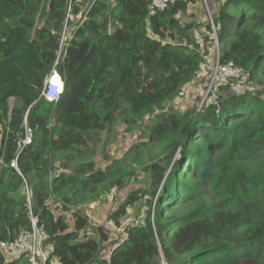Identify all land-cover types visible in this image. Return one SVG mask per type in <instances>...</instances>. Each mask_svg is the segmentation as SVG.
<instances>
[{"label": "trees", "instance_id": "16d2710c", "mask_svg": "<svg viewBox=\"0 0 264 264\" xmlns=\"http://www.w3.org/2000/svg\"><path fill=\"white\" fill-rule=\"evenodd\" d=\"M69 1L0 0V243L30 230L31 215L59 264H264V0H209L217 8L204 24L188 16L195 0L163 11H150L153 0H73V22ZM209 44L220 66L243 70L246 87L234 92L231 81L207 107L168 109L196 81ZM53 71L57 104L40 97ZM145 119L124 156L96 166L103 134ZM26 129L32 143L20 149ZM177 152L187 166L169 170ZM139 174L148 188L107 221L120 227L158 188L160 203L103 257L118 232L90 228L77 208ZM23 187L29 195L17 196ZM23 260L0 252V264Z\"/></svg>", "mask_w": 264, "mask_h": 264}, {"label": "rangeland", "instance_id": "374dc122", "mask_svg": "<svg viewBox=\"0 0 264 264\" xmlns=\"http://www.w3.org/2000/svg\"><path fill=\"white\" fill-rule=\"evenodd\" d=\"M91 0H87V2H90ZM82 2L85 3V1L82 0ZM209 0H195V3L192 4L189 8L188 16H192V19L197 21L199 24H204L206 21H211L210 17L213 14V12L217 8V4L215 2L212 3L213 8H208L207 3ZM71 17H73L70 14ZM71 19H69V22ZM76 19L73 17V21ZM189 18H183V21L187 22L190 21ZM72 21V22H73ZM201 33L204 35L203 28L200 29ZM200 34V33H199ZM198 34V35H199ZM209 48V56L206 58L205 64L201 68V72L198 75L196 81L189 86L185 92L182 94V97L175 101L170 106H167L169 108H173L175 110H179L184 112L186 107H189L191 105H194L196 108L201 107H207L209 104V100H213L211 96V74H209L212 66L215 63V56L214 52H216V46L208 45ZM207 80L206 88H204V82ZM235 82V85L233 87V91L238 92L244 90L246 87V76L242 77L238 81ZM219 94V92H218ZM217 94V95H218ZM205 98V99H204ZM204 99V100H203ZM203 105L201 106V104ZM12 103L10 102V105ZM201 106V107H200ZM149 123V120L147 121L145 119L144 122L140 123V129L136 131H131L129 129H126L124 125H118L113 128L109 132H106L103 134L102 141L104 144L99 145V151L97 154V158L95 159L96 166L99 168H104L105 163L103 159H118L121 156H124V154L128 151V149L131 147V145L135 142H137L136 138L139 137L141 134V130L146 126V124ZM193 139H196L193 137ZM136 140V141H135ZM183 157L180 155L179 152L173 155L171 163L169 165V170L174 167L176 164L178 167L187 166V162L185 161L183 163ZM148 188L147 179L139 174L134 181H132L125 189H122L121 191H114L111 195L104 196L101 198L98 202L95 203H86L84 205H81L77 208V210H80L81 213L84 216H87L89 219V227H97L98 225H106L107 224V215L110 211L116 209L119 205L124 203L128 197L133 193L138 191V196L141 197L142 191ZM24 192L23 189H20L18 193L16 194L19 196ZM160 188H158L155 191V194L152 198V203L148 205L147 198L142 199L138 201L139 204L135 203L133 206L129 207L127 209V215L124 217L121 222L125 220L132 221V224H140L143 222L145 217L148 215V213L153 216V212L155 209V204L158 201L160 203ZM66 220L72 224V218L71 214L67 213L65 214ZM113 238V243H109L105 250L103 251V257L108 256V250L110 248H113L115 245L114 243L117 241H120L121 233H111ZM96 239H98L96 237ZM25 260L21 262V264H24Z\"/></svg>", "mask_w": 264, "mask_h": 264}, {"label": "built area", "instance_id": "2783aa9c", "mask_svg": "<svg viewBox=\"0 0 264 264\" xmlns=\"http://www.w3.org/2000/svg\"><path fill=\"white\" fill-rule=\"evenodd\" d=\"M173 1L174 0H153L152 10L163 11L171 3H173ZM72 2L73 0L69 1L67 15V21L71 19V22L73 21V17L70 16L71 13L69 12L71 11ZM210 74L212 89L210 98L212 97L213 100H209V104L211 102H216L218 95L220 94H218V92L221 87H224L228 82L238 81L239 79L244 77V72L241 68L235 66L233 63H228L226 65L220 66L217 58L210 70ZM62 89V81L57 73L53 71L45 80L40 97L48 103L57 104L62 93ZM202 105L203 103L201 104V106ZM31 143V131L29 129H26L25 137L19 144V148L21 149L25 146L30 145ZM11 166L16 167L15 163H12ZM24 193L26 195H29L27 187H24ZM29 219L31 222L30 230L21 232L13 241L1 242L0 252L7 260H14L22 257L27 264H59L58 259L52 255L54 251L53 246L45 244V235L42 229L38 227L37 220L31 215L29 216ZM129 224H132V221L125 220L121 222L120 227H116L112 222H108L107 227L114 232H121L123 228H126ZM125 236L126 235H124V237ZM159 264H165L164 260L161 259Z\"/></svg>", "mask_w": 264, "mask_h": 264}, {"label": "water", "instance_id": "95a60500", "mask_svg": "<svg viewBox=\"0 0 264 264\" xmlns=\"http://www.w3.org/2000/svg\"><path fill=\"white\" fill-rule=\"evenodd\" d=\"M152 10V8H150V11ZM180 97H182V94H180Z\"/></svg>", "mask_w": 264, "mask_h": 264}, {"label": "clouds", "instance_id": "9594fccd", "mask_svg": "<svg viewBox=\"0 0 264 264\" xmlns=\"http://www.w3.org/2000/svg\"><path fill=\"white\" fill-rule=\"evenodd\" d=\"M58 75V74H57ZM59 76V75H58Z\"/></svg>", "mask_w": 264, "mask_h": 264}]
</instances>
